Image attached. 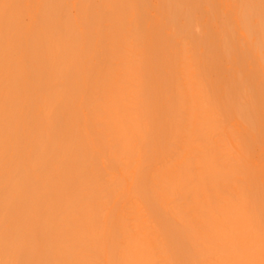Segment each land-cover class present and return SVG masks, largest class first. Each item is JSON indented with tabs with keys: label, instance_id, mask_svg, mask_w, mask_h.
Wrapping results in <instances>:
<instances>
[{
	"label": "bare ground",
	"instance_id": "6f19581e",
	"mask_svg": "<svg viewBox=\"0 0 264 264\" xmlns=\"http://www.w3.org/2000/svg\"><path fill=\"white\" fill-rule=\"evenodd\" d=\"M0 222L2 264H264V0H0Z\"/></svg>",
	"mask_w": 264,
	"mask_h": 264
},
{
	"label": "rangeland",
	"instance_id": "374dc122",
	"mask_svg": "<svg viewBox=\"0 0 264 264\" xmlns=\"http://www.w3.org/2000/svg\"><path fill=\"white\" fill-rule=\"evenodd\" d=\"M4 226H5V224L0 222V264H2L4 261V255H3L2 249H1L3 246V243H4V236H5ZM8 264H11V262L9 261Z\"/></svg>",
	"mask_w": 264,
	"mask_h": 264
}]
</instances>
